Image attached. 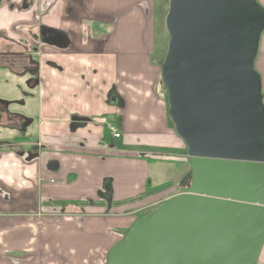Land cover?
<instances>
[{
	"label": "crops",
	"instance_id": "1",
	"mask_svg": "<svg viewBox=\"0 0 264 264\" xmlns=\"http://www.w3.org/2000/svg\"><path fill=\"white\" fill-rule=\"evenodd\" d=\"M158 4L0 0V264H105L141 211L177 194L149 183L172 186L108 207L186 149L152 59Z\"/></svg>",
	"mask_w": 264,
	"mask_h": 264
},
{
	"label": "water",
	"instance_id": "2",
	"mask_svg": "<svg viewBox=\"0 0 264 264\" xmlns=\"http://www.w3.org/2000/svg\"><path fill=\"white\" fill-rule=\"evenodd\" d=\"M160 63L189 171L105 264H256L264 245V102L257 0H168Z\"/></svg>",
	"mask_w": 264,
	"mask_h": 264
},
{
	"label": "rangeland",
	"instance_id": "3",
	"mask_svg": "<svg viewBox=\"0 0 264 264\" xmlns=\"http://www.w3.org/2000/svg\"><path fill=\"white\" fill-rule=\"evenodd\" d=\"M160 1L161 0H156V3L158 4V2H160ZM257 1L259 2V0H257ZM262 1H264V0H262ZM262 7L264 8V6H262ZM167 9H168V0H163L161 5L158 4L159 16L156 18V21L158 20V24L156 25V23H155V37H154L153 48H152L153 49L152 59L154 61L161 60V62H162L164 55H165V52H166V45H167L168 37H167L166 31H165L164 20H165V16L167 13ZM255 66H256V69L261 76L262 94L264 97V33L262 34L261 43H260V50L258 53V57H257ZM263 102H264V98H263ZM30 110H31V107L28 106L26 112L29 113ZM109 135H112V137H114V135L110 132H109ZM112 137L110 139L108 137L109 141L107 139V141H106L107 144H108V142L113 141L118 145L119 141L114 140L115 137L114 138H112ZM113 146H115V145H113ZM118 152L126 153L125 150H123L122 148L120 149L119 147H118ZM180 155H181L180 157H178L179 155L166 156V157L164 155L158 156V157H162V158H158L157 160H159V161L160 160L170 161V162L164 163L162 165L153 164L154 166L153 165L150 166V168H149V179H147V181H145L142 184V186L144 185L142 193L134 194L136 191L135 186H132V185L128 186V184L122 183V188L118 189L117 191L126 192L127 198L123 199L121 201H117L118 203L111 201L108 204V207L109 208H120L122 206H128V205L135 204L138 200H141L143 198L142 194L147 190V187H146L147 182L150 183L152 186H154V184L165 183V182L175 184L172 193H178V183L180 182V180L185 175L186 169L189 167L188 158L186 155V149L184 151H182V153H180ZM171 158H173V159H171ZM132 190H133V192H131ZM128 192H131V193H128ZM166 195H167V193H166ZM103 200H104V203L106 204V202H107L106 197H103ZM51 205H53L54 207L62 208V206L59 205L58 203H52ZM155 206L156 205H152V206L148 207L147 209L141 211L140 214H138V215L139 216L141 215L140 217L146 215L147 212L152 210ZM28 264H30V262H28Z\"/></svg>",
	"mask_w": 264,
	"mask_h": 264
},
{
	"label": "trees",
	"instance_id": "4",
	"mask_svg": "<svg viewBox=\"0 0 264 264\" xmlns=\"http://www.w3.org/2000/svg\"><path fill=\"white\" fill-rule=\"evenodd\" d=\"M166 100H167V96H166ZM108 137H109V129L106 130V128L104 127V130H103V141L106 142ZM171 186H172L171 184H165V185L158 186V187H151L150 184L147 183L146 184L147 190L142 194V197H146V196H150V195H153V194H157L159 192H162V191L168 189ZM58 204L61 205V206H65V205L71 204V203H58ZM72 204L77 205V206L81 205V203H72Z\"/></svg>",
	"mask_w": 264,
	"mask_h": 264
},
{
	"label": "built area",
	"instance_id": "5",
	"mask_svg": "<svg viewBox=\"0 0 264 264\" xmlns=\"http://www.w3.org/2000/svg\"><path fill=\"white\" fill-rule=\"evenodd\" d=\"M109 132L112 133L116 139L119 138V134L117 133V131L113 126L109 127ZM158 158H162V157H158Z\"/></svg>",
	"mask_w": 264,
	"mask_h": 264
},
{
	"label": "flooded vegetation",
	"instance_id": "6",
	"mask_svg": "<svg viewBox=\"0 0 264 264\" xmlns=\"http://www.w3.org/2000/svg\"><path fill=\"white\" fill-rule=\"evenodd\" d=\"M53 42V41H52ZM57 42V41H56ZM58 43V42H57Z\"/></svg>",
	"mask_w": 264,
	"mask_h": 264
}]
</instances>
